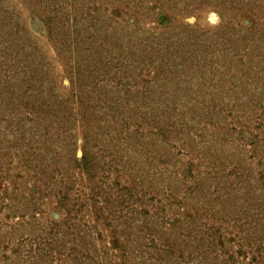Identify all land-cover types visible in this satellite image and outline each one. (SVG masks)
I'll return each mask as SVG.
<instances>
[{"label": "rangeland", "instance_id": "rangeland-1", "mask_svg": "<svg viewBox=\"0 0 264 264\" xmlns=\"http://www.w3.org/2000/svg\"><path fill=\"white\" fill-rule=\"evenodd\" d=\"M0 264H264V0H0Z\"/></svg>", "mask_w": 264, "mask_h": 264}]
</instances>
